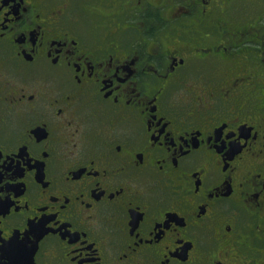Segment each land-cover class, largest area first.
Masks as SVG:
<instances>
[{"label":"flooded vegetation","instance_id":"obj_1","mask_svg":"<svg viewBox=\"0 0 264 264\" xmlns=\"http://www.w3.org/2000/svg\"><path fill=\"white\" fill-rule=\"evenodd\" d=\"M59 3L0 0V264H162L161 252L169 264H212L214 255L220 264H264V126L256 99L264 92V28H247L264 6L188 16L189 0H171L158 36L172 39L160 40L149 61L156 40L137 59L140 25L152 22L140 0L68 4L56 30L36 23V14L55 21ZM73 22L88 34L78 49L83 58L61 49L54 65L46 55L51 37L76 34ZM160 55L161 76L171 69L167 79L145 81L135 99L127 89ZM236 81L253 97L256 117L247 124L243 115L234 123L225 107ZM225 120V132L237 129L234 140L242 139L237 124L252 128V151L229 158L227 171L215 138ZM173 141L191 153L179 169ZM135 217L143 218L139 241ZM157 225H166L163 236Z\"/></svg>","mask_w":264,"mask_h":264},{"label":"snow or ice","instance_id":"obj_2","mask_svg":"<svg viewBox=\"0 0 264 264\" xmlns=\"http://www.w3.org/2000/svg\"><path fill=\"white\" fill-rule=\"evenodd\" d=\"M87 2L88 0H62V3H59L57 7L51 10L52 16L56 17L55 21L41 20L40 19L41 14H36V23L40 25L47 23L52 28V30H56V25H59L62 19H66L64 17V7L65 6H67L68 4L79 5V4H83ZM170 2L171 0H140V4H142L145 8V18L147 19L148 17H151L152 22L151 23H141L140 25L141 28L144 29V31H143V39L137 50V59H139L143 55L144 50L147 48L149 41L151 40L157 41L156 43H153L152 48L150 50L152 52V55H150L147 58L149 61H151L153 57L156 55L157 49L160 47L159 41L162 39H172V35L170 33L167 36H158V33L162 31V22L171 18V17L163 16L161 14L165 6ZM189 2L192 6V10L185 11L184 9H179L177 14H179L180 11H185V14L188 16H192L194 15V13L197 15H203L205 13L210 14L211 9L213 8H219L221 12H229L233 8H237V9L245 8L250 5L257 4V3L264 6V0H189ZM42 3H57V0H37L38 7ZM136 6H140V5L138 4ZM197 8H198V12H197ZM100 14L101 15L105 14L102 9H101ZM72 27H73V31H75L76 34L71 35L70 37H66V36H52L51 37V40L54 43V46L51 50L47 51L46 55L48 58L51 59L54 65H58L60 60L62 59L61 49H63L64 52L68 53L69 56L72 58H75V57L83 58V53L78 51V49L80 47L81 41H84L87 38L88 34L86 32H83V30H78L80 26L76 25L74 22H73ZM258 27L264 28V14L250 21L247 25V28L249 29H257ZM241 31L243 32L244 29H241ZM2 38L3 37L0 36V39ZM183 39H184L183 36H179L176 38V43L178 47L181 46L179 42L180 40H183ZM58 40L62 41V43H60L57 46L55 45V42ZM33 42L35 43V37L33 38ZM221 43H223V41H221ZM183 46L187 47L188 44L186 43ZM225 52L227 54L222 57V60L228 61L231 58V53L227 48L225 49ZM165 60H166V57L163 55H160L159 58L156 59L155 63H152L150 65L145 64L142 66V68H145L146 70H142L141 72H139L137 74V80L133 81L132 86L127 89L129 92L134 94L135 99L137 100L140 99L141 93L143 92V87L145 86V83H144L145 81L147 82V84L150 85L155 82V78L157 77L161 79H167L166 73L168 71H171V69L165 68L164 76H161V72H160V69L164 68ZM183 62L184 60L182 58L181 63ZM68 63L69 61L65 60V64H68ZM75 67L79 68V61L76 62ZM223 71L224 72L230 71L227 64L223 65ZM259 71L262 77V83H264V60L261 61V67ZM73 79H75L78 82H81L80 77L78 75L74 76ZM125 79H127V77H125ZM108 84L109 85L111 84L110 80L108 81ZM137 84L140 85L139 90L137 89ZM105 87H107V85H105ZM165 87H167V85H165ZM242 93H243V90L239 88V82L236 81L232 87V92L228 96L225 97V107L228 112L235 113V115L231 116V119L234 123L239 121L241 119V116L243 115V116L248 117V120L243 121L245 124H247L249 120L256 117V109L253 105V97L244 96L242 95ZM143 94L145 96L148 95L146 92H144ZM108 95H111L110 91L108 92ZM105 99H107V97H105ZM256 99L260 101L258 105V109H259L258 119H259L260 124L264 126V92H262V94ZM116 101L117 103L119 102V96H117ZM127 102L131 103L132 100L129 99ZM223 125L224 127L220 128L219 131L216 132L215 138L217 141H220L219 151L225 154L223 156V159L225 161L224 169L225 171H227V167H228L227 162L229 158L242 156L246 150L249 152L252 151V149L248 146L249 145L248 137H249V134L252 132V128L251 127L240 128L239 124H237V128H239V135L242 137V139L234 140V138L237 135V129H229L228 132H225L224 129L228 127V121L227 120L223 121ZM217 127H219V125H217ZM163 131L164 129L161 128V132ZM256 135L259 136V132H257ZM205 139H209V138H205ZM226 140L234 141V142H231L229 144L225 142ZM172 144L177 150L176 156L180 158L175 161L176 167L177 169H179L181 166V161L184 160L186 156L191 155V153L188 152V150L186 149L184 145H182L181 143L177 141H173ZM184 144L186 145L187 141H184ZM3 162H4L3 149L0 148V164H3ZM197 171H200V169L198 168ZM233 171H235V168H233ZM97 175H99V172L97 173ZM0 179H2V177H0ZM202 184H203L202 181L198 182L195 185L193 192L198 193L200 191ZM240 186L242 187L243 185L241 184ZM119 191H122V189L118 190L117 194H119ZM229 191H231V189H229ZM259 195H260L259 192H257L256 196L258 197ZM2 219L3 217H0V220ZM142 219H143L142 217H135L132 220L131 230L132 232L136 234V238L138 241L140 239L139 233H140V223ZM235 226H236V221H232L226 225V229L228 232H233V229ZM164 227H166V225L155 226L156 230L160 231L161 236L164 235L163 233ZM260 227L264 228V223H262ZM0 236H3V225H0ZM217 239H219V237H217ZM157 240H159V237L157 238ZM192 243H195V241H193ZM138 247H139L138 243L134 244L131 246L130 250L135 251V249ZM189 247H191V244L189 245ZM202 247H204V250L206 252L209 251L206 245H202ZM187 251H188L187 249L184 250L185 259H187ZM174 254L179 255V253H174ZM73 255L78 256V254L75 252L73 253ZM160 255H161L162 264H169L171 257L165 252H161ZM122 258L128 259L127 253H122ZM212 264H220L219 256L214 255Z\"/></svg>","mask_w":264,"mask_h":264}]
</instances>
